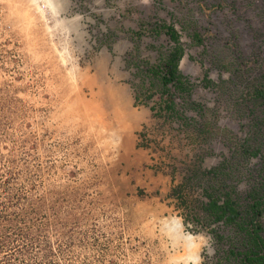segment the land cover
Masks as SVG:
<instances>
[{"label":"rangeland","instance_id":"rangeland-1","mask_svg":"<svg viewBox=\"0 0 264 264\" xmlns=\"http://www.w3.org/2000/svg\"><path fill=\"white\" fill-rule=\"evenodd\" d=\"M161 24L191 83L177 102L202 107L178 106L187 127L150 109ZM257 89L264 0H0V264H243L236 224L264 187ZM205 190L230 192L235 222L205 215Z\"/></svg>","mask_w":264,"mask_h":264},{"label":"trees","instance_id":"trees-1","mask_svg":"<svg viewBox=\"0 0 264 264\" xmlns=\"http://www.w3.org/2000/svg\"><path fill=\"white\" fill-rule=\"evenodd\" d=\"M156 31H163L173 45L164 53L160 55L159 62L153 65H149L145 68V75L149 78V88L153 86L159 87L160 101L150 107L151 111H155L154 117L159 120L168 121V124L174 122L176 119H181V127H187L189 125L188 118L184 112L180 111L178 106L187 105L188 109L199 111L201 106L189 99L182 102H177V98L183 99L190 96L191 83L189 79L182 75L179 70V63L184 56V49L179 39L177 31L171 25L161 24L154 28ZM195 40H198V35L194 36ZM151 94L147 95V98H151ZM254 98L264 97V89H257L253 92ZM135 100L139 102L138 96H135ZM145 128V127H144ZM144 128L137 136L140 146H145L142 143L145 137ZM250 157H256L259 153L258 148L249 147L247 150ZM203 176L214 175L215 171H202ZM193 177H185V181L192 179ZM185 186V182L177 185L171 190L170 196L174 198V194L177 193L180 201V205L184 204L182 192ZM205 196L208 201L203 203L202 210L205 215L213 222L226 221L235 222L239 217V212L235 208V203L231 198L230 192L223 191L219 193V197H213L212 194L205 190ZM221 196V197H220ZM250 203L247 205L246 215L250 218L249 223L243 225L244 222L236 224L242 231L245 232L247 250L242 255L243 264H264V238L259 233L261 231L260 226L256 222L258 217L264 211V187L255 189L249 194Z\"/></svg>","mask_w":264,"mask_h":264},{"label":"bare ground","instance_id":"bare-ground-1","mask_svg":"<svg viewBox=\"0 0 264 264\" xmlns=\"http://www.w3.org/2000/svg\"><path fill=\"white\" fill-rule=\"evenodd\" d=\"M179 233V232H178ZM183 237V236H182ZM184 239V241L187 243V245L189 246L190 245V238L188 237V236H186V237H184L183 238Z\"/></svg>","mask_w":264,"mask_h":264}]
</instances>
